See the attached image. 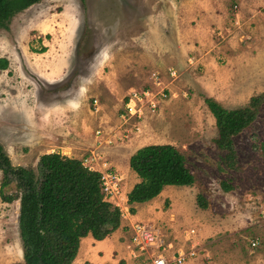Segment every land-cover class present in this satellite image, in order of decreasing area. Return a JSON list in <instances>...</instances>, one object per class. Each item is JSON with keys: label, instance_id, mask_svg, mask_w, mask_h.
<instances>
[{"label": "rangeland", "instance_id": "1", "mask_svg": "<svg viewBox=\"0 0 264 264\" xmlns=\"http://www.w3.org/2000/svg\"><path fill=\"white\" fill-rule=\"evenodd\" d=\"M165 3L43 0L16 14L8 29H0V58L8 60L0 69V144L14 166L36 173L42 155L60 153L107 180L108 174L121 177L120 192L109 201L121 211L131 208L125 195L140 181L130 168L132 154L146 145L172 144L185 155L195 183L161 195L159 210L171 215L170 222L151 224L159 242L172 243L166 252L188 253L195 244L190 264H257L256 256L264 254V105L234 137L237 162L229 167L204 96L228 109L246 106L264 91V69L233 65L216 71L211 82L183 81L192 74L181 75L168 60ZM143 91V116L129 115L127 102ZM2 176L0 171V185ZM7 191L15 192L14 184ZM252 241L260 244L252 247ZM130 256L132 264H143V256ZM110 260L123 259L116 252Z\"/></svg>", "mask_w": 264, "mask_h": 264}, {"label": "trees", "instance_id": "2", "mask_svg": "<svg viewBox=\"0 0 264 264\" xmlns=\"http://www.w3.org/2000/svg\"><path fill=\"white\" fill-rule=\"evenodd\" d=\"M43 0H0V29H8L11 19ZM84 1V0H82ZM8 60L0 58V69ZM204 101L216 120L215 142L224 152L223 162L235 167L237 151L234 137L250 127L264 105V91L251 97L246 106L228 109L210 96ZM130 168L140 181L128 193V204L148 202L159 196L166 186H192L195 176L185 155L172 144H151L136 150ZM39 173L32 168L14 166L0 144L3 202L20 201L19 227L24 264H72L81 240L92 235L101 241L121 225L120 208L104 199L102 175L84 166L78 159L60 153L41 156ZM14 184L15 192L7 189ZM229 192L232 187L222 182ZM197 202L208 208L203 195ZM135 212L133 207L130 208Z\"/></svg>", "mask_w": 264, "mask_h": 264}, {"label": "crops", "instance_id": "3", "mask_svg": "<svg viewBox=\"0 0 264 264\" xmlns=\"http://www.w3.org/2000/svg\"><path fill=\"white\" fill-rule=\"evenodd\" d=\"M165 6L170 11L162 20L168 25V60L181 75L184 71L192 74L183 81L197 84L205 78L213 80L216 71L233 65L234 69L247 64L264 69V0H166ZM166 187L154 199L131 205L134 213L125 207L120 227L104 240L84 237L72 264H84L87 259L108 264L116 252L123 259L120 264H132L128 227L138 221L169 224L171 215L159 210L164 202L161 195L172 186ZM19 214V200L7 203L0 198V264H24ZM256 259L260 264L264 254L259 253Z\"/></svg>", "mask_w": 264, "mask_h": 264}, {"label": "built area", "instance_id": "4", "mask_svg": "<svg viewBox=\"0 0 264 264\" xmlns=\"http://www.w3.org/2000/svg\"><path fill=\"white\" fill-rule=\"evenodd\" d=\"M143 97H147L144 91L141 92L140 95L137 92L132 94L131 99H129L126 104L127 113L129 115H137L138 117L143 116ZM150 105L153 109L157 106L153 100L150 101ZM108 175L111 178L109 180L102 176L104 199L113 201L112 199L120 192L119 183L121 182V177L111 174ZM121 213L122 218H125V211L123 210ZM128 228L131 232L128 244L131 255L135 259L143 256V264H190L189 261L196 256V251L194 250L196 249L195 244L191 246L192 249L188 253L181 248L172 254H168L166 251L172 248V243H168L167 246H165L163 243L159 242L157 230L151 222H134L130 224ZM195 233V229L188 231L189 236L195 235ZM259 244L258 241H252V247H257ZM260 264H264V261H261Z\"/></svg>", "mask_w": 264, "mask_h": 264}, {"label": "flooded vegetation", "instance_id": "5", "mask_svg": "<svg viewBox=\"0 0 264 264\" xmlns=\"http://www.w3.org/2000/svg\"><path fill=\"white\" fill-rule=\"evenodd\" d=\"M35 5V4H34ZM33 6V5H32Z\"/></svg>", "mask_w": 264, "mask_h": 264}]
</instances>
